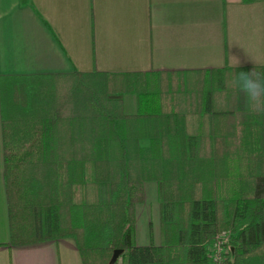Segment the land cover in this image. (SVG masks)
Returning a JSON list of instances; mask_svg holds the SVG:
<instances>
[{"label": "trees", "instance_id": "1", "mask_svg": "<svg viewBox=\"0 0 264 264\" xmlns=\"http://www.w3.org/2000/svg\"><path fill=\"white\" fill-rule=\"evenodd\" d=\"M253 69L264 75L0 76L9 245L70 239L82 264H214L209 248L228 232L219 264H264V109L232 83ZM147 183L158 186V248L151 228L148 247L135 241Z\"/></svg>", "mask_w": 264, "mask_h": 264}, {"label": "crops", "instance_id": "2", "mask_svg": "<svg viewBox=\"0 0 264 264\" xmlns=\"http://www.w3.org/2000/svg\"><path fill=\"white\" fill-rule=\"evenodd\" d=\"M248 67H264V0H0V76ZM0 264H82L70 239L9 245L1 125Z\"/></svg>", "mask_w": 264, "mask_h": 264}, {"label": "rangeland", "instance_id": "3", "mask_svg": "<svg viewBox=\"0 0 264 264\" xmlns=\"http://www.w3.org/2000/svg\"><path fill=\"white\" fill-rule=\"evenodd\" d=\"M146 148V143H143ZM158 186L155 183H147L144 185V202L136 207V226L135 241L138 248L143 246L148 239L149 229H152L153 247L160 246V214L158 212L159 194ZM79 202V199H77ZM144 205V206H143Z\"/></svg>", "mask_w": 264, "mask_h": 264}, {"label": "clouds", "instance_id": "4", "mask_svg": "<svg viewBox=\"0 0 264 264\" xmlns=\"http://www.w3.org/2000/svg\"><path fill=\"white\" fill-rule=\"evenodd\" d=\"M232 83L244 95L251 109H264V75L255 69L250 72L240 71L236 72Z\"/></svg>", "mask_w": 264, "mask_h": 264}, {"label": "built area", "instance_id": "5", "mask_svg": "<svg viewBox=\"0 0 264 264\" xmlns=\"http://www.w3.org/2000/svg\"><path fill=\"white\" fill-rule=\"evenodd\" d=\"M228 238V232L218 233L213 241V244L210 246L209 256L214 264H219L224 259L225 254L229 251L226 246Z\"/></svg>", "mask_w": 264, "mask_h": 264}, {"label": "water", "instance_id": "6", "mask_svg": "<svg viewBox=\"0 0 264 264\" xmlns=\"http://www.w3.org/2000/svg\"><path fill=\"white\" fill-rule=\"evenodd\" d=\"M121 253H122L121 250L115 251L114 254H113L111 263H114L118 259V257L120 256Z\"/></svg>", "mask_w": 264, "mask_h": 264}]
</instances>
